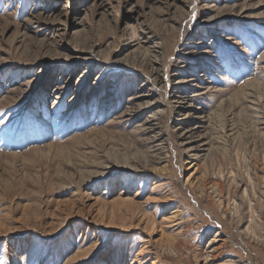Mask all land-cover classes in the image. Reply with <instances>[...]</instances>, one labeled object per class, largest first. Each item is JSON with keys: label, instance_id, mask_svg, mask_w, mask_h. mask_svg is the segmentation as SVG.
<instances>
[{"label": "rangeland", "instance_id": "rangeland-1", "mask_svg": "<svg viewBox=\"0 0 264 264\" xmlns=\"http://www.w3.org/2000/svg\"><path fill=\"white\" fill-rule=\"evenodd\" d=\"M0 264H264V0H0Z\"/></svg>", "mask_w": 264, "mask_h": 264}, {"label": "bare ground", "instance_id": "bare-ground-1", "mask_svg": "<svg viewBox=\"0 0 264 264\" xmlns=\"http://www.w3.org/2000/svg\"><path fill=\"white\" fill-rule=\"evenodd\" d=\"M154 56V55H153Z\"/></svg>", "mask_w": 264, "mask_h": 264}]
</instances>
